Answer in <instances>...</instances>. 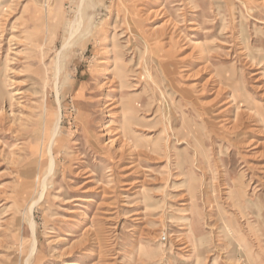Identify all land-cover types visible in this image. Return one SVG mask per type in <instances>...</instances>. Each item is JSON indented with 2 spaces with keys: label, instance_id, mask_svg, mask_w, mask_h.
<instances>
[{
  "label": "rangeland",
  "instance_id": "374dc122",
  "mask_svg": "<svg viewBox=\"0 0 264 264\" xmlns=\"http://www.w3.org/2000/svg\"><path fill=\"white\" fill-rule=\"evenodd\" d=\"M0 264H264V0H0Z\"/></svg>",
  "mask_w": 264,
  "mask_h": 264
},
{
  "label": "bare ground",
  "instance_id": "6f19581e",
  "mask_svg": "<svg viewBox=\"0 0 264 264\" xmlns=\"http://www.w3.org/2000/svg\"><path fill=\"white\" fill-rule=\"evenodd\" d=\"M80 25H81V19H80V16L78 15L76 17L74 26H80ZM114 46H121V45L119 43H115ZM145 47H146V45H145ZM118 48H120V47H118ZM112 51L114 53V59H115V61H114L115 77L114 78H116L117 87L121 91L122 88H125V87L129 86V84H130V82L128 83V81H129L128 80V76H129L128 71L130 72V69L127 66L128 64L126 65V64L121 62L122 61L121 59H122L124 53L120 49H115V50H112ZM131 61H132V59H131ZM144 68L146 70L148 69V67L146 65H145ZM132 71L135 72L134 70H132ZM137 73H139V72H137ZM148 76H152V74L150 72H148ZM107 99H108V97H107ZM129 105H130L129 103H125L124 104L125 108L130 107ZM48 114H49V116L47 118H44L43 119V123H42L43 124V128H44V133H43L44 135H43V143H42V148H41V155H40L41 157H40V159L43 158V154H45L48 157L46 173L44 175V179L42 180V193H44L45 189L47 188V184L45 182V178L47 176H49L52 172L54 173L55 167L57 165V161H56V158H55V154L57 152V146H56L55 142H56V138H57V135L59 133V128H60L59 120L54 122L52 120V118H51V113H48ZM123 119L124 120L126 119L125 115L123 116ZM58 141H59V139H58ZM31 227H32V225H31ZM34 249H36V240H35V238H34V243H33V250Z\"/></svg>",
  "mask_w": 264,
  "mask_h": 264
}]
</instances>
